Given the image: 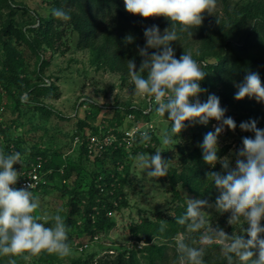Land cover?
<instances>
[{
  "label": "trees",
  "instance_id": "trees-1",
  "mask_svg": "<svg viewBox=\"0 0 264 264\" xmlns=\"http://www.w3.org/2000/svg\"><path fill=\"white\" fill-rule=\"evenodd\" d=\"M6 2L10 10L5 20L1 22L3 33L1 41L6 58L4 67L0 69V85L2 87L6 86L17 107L22 104H34L36 108L44 110L46 113H50L54 107L41 101L40 97L53 96L58 92L56 91L55 82L48 85L44 80L45 73L43 69L49 62L44 60L40 70L39 65H37L35 72L38 80L33 81L26 75L21 77L19 68L22 66L25 54L23 50L13 46L12 42L14 40L21 47L26 46L37 59H41L43 45L54 49L60 48L62 43L58 44L57 42L62 40L65 32V30H60V27L67 25L78 33V47L94 50L93 62L108 67L111 71L120 72L123 79H128L130 78L128 61L134 60L137 69H139L143 59L139 55L138 47L145 46L144 29L156 24H159L162 29L171 26V22L163 17L145 19L128 13L123 0H52V12L54 9L63 8L70 14L71 19L62 21L52 13L44 16L37 12L36 19L30 22H19L16 18L18 14L26 15L32 12L28 5L20 7L14 6L10 0H6ZM221 2L222 10L220 12L217 11L212 15L205 13L202 24L191 30L193 35L178 33L179 39L172 42L171 47L174 49L175 57L179 59L184 52L187 53L190 43H197L200 55L193 59L202 61L204 64L201 67L207 73L204 80L200 82V86L207 91L220 86L223 87L225 91L223 102H228L231 107L236 109L240 116L237 120L242 121L244 117L248 120H262L264 119V110L249 106L241 100L237 101L232 93L236 89L235 85L241 83L248 72L258 73L262 84H264V0H247L243 2L221 0ZM38 21L39 25L34 26ZM129 35L133 37V41L126 43L125 38ZM178 50L181 51L180 54ZM154 51L156 50L149 49V53ZM207 56L215 57L216 61H209L206 59ZM13 87L18 89V93ZM25 93H28L26 97L23 96ZM131 110L139 112L134 107ZM142 113L144 112L139 114ZM227 117H230V115L225 112V118ZM120 122L122 123L121 120L110 121L104 132L107 133V130H112L109 132L122 137L124 131L120 127ZM83 123L87 124L86 120H83ZM82 124L76 129L73 137L87 132L85 125ZM89 127L93 133L102 131L101 128L92 124ZM210 131H212V126L207 124L202 125L200 131L194 134L195 141L198 144L192 152H186L182 146L177 145L180 147L181 152V170L174 172L173 179L174 183L178 180L183 181L196 196L214 201L218 192L213 186L212 180L207 179L206 173L218 171L219 163L214 168L206 164L202 158V149L199 147L205 134ZM149 134L152 139L149 144L147 143V146L138 143L140 138L133 142V145L137 147L132 148L130 157L128 149L116 143L109 146L102 155L91 159L86 145H79L80 157L85 158V164L92 161L93 165H98V167L95 168L94 166V168L89 169L84 166L90 172L89 179L84 182L85 177L79 173L73 188L66 185L70 174L74 172L73 165L67 159L57 161L59 153L52 154L50 150L39 146L26 150L21 146L18 139L11 138L8 133L6 134L8 139L6 153L19 151L22 157L23 154H29L30 157L26 161L23 170L28 169L39 155L43 156L45 160L44 169L52 168L53 172L47 175L48 183L41 187L42 191L57 180L58 175H60L58 180L61 183L66 181L65 185L62 184L61 186L69 195L70 203L67 226L72 228L68 232V243L70 244L73 239V232L85 234L89 240L93 241L94 236L103 228L115 225V217L108 216L107 211L110 209L120 210L128 202L124 186L129 180L131 169L129 158H132L140 150L155 152L156 146H152V142L160 140L154 132ZM226 151L227 148L219 149L218 156L223 157ZM162 153L167 154L165 160L171 161L173 159L171 150H165ZM122 165L123 167L120 169ZM100 176H103L104 179L100 180ZM100 182L107 186L105 192H102L99 187ZM112 183L115 184L114 187H112ZM14 187L20 188L19 180ZM112 191L113 193H111ZM207 194H209V197L206 196ZM115 200L118 201V205L114 204ZM186 207L178 205V208H176L177 213L168 218L171 227L181 226L184 229V226L176 222V218L185 213ZM160 227L157 226V223H147V220H145L137 225L134 231L135 233L144 234L147 240L154 232L153 228H157V232L161 233ZM212 247L217 246L212 245ZM164 250V248L156 245H144L140 248H128L116 255L104 256L98 259H95L94 254L88 257H77L65 264H158L159 260L164 258ZM140 253H143L142 256L146 261H142ZM204 259L205 264H227L222 254L219 253L205 255ZM48 263L55 264L50 258H48Z\"/></svg>",
  "mask_w": 264,
  "mask_h": 264
},
{
  "label": "clouds",
  "instance_id": "clouds-1",
  "mask_svg": "<svg viewBox=\"0 0 264 264\" xmlns=\"http://www.w3.org/2000/svg\"><path fill=\"white\" fill-rule=\"evenodd\" d=\"M125 9L132 15L145 19L163 17L171 22L169 28L161 32L157 25L144 29L145 46L138 47L143 58L139 69L134 60L128 61L129 76L134 85L133 95L147 102L149 111L171 121V126L161 137L163 146L172 145L175 138L188 124L207 125L212 119L221 122L214 132L205 134L202 149L203 160L213 168L217 163L222 171L206 173L218 192L215 200L189 199L185 213L176 218L185 231L173 238L176 264H205L206 248L218 247L227 264H264V129L257 127L252 119L241 122L244 132L254 133V138L243 137L242 147L235 153V166H231L229 156H218V138L228 129L235 130L233 118H225L226 109L220 105L215 94H209L206 102L199 96L206 92L200 86L207 73L193 59L190 53L175 57L171 43L179 39L178 33H188L199 27L204 14L212 15L217 0H123ZM52 14L59 20L68 21L71 16L63 8L54 9ZM132 36L125 38L126 43ZM149 49L156 51L149 53ZM238 89L234 98H255L264 103V84L258 73L248 72L243 81L235 85ZM148 130L140 132L138 143L151 142ZM157 149L154 155L137 153L135 166L146 172L147 177L160 178L168 174V161ZM22 164L19 151L6 153L0 150V257H9L8 264H17V257L31 261L42 253L68 257L72 248L68 243V227L59 213L38 216L39 197L34 195L33 185L15 188L21 172L14 165ZM223 215L230 213L227 224L234 230L229 235L210 220L211 211ZM247 225V227H244ZM164 230L162 223L160 231ZM199 233L193 238V234ZM198 245V246H197ZM143 246V242H141Z\"/></svg>",
  "mask_w": 264,
  "mask_h": 264
},
{
  "label": "rangeland",
  "instance_id": "rangeland-1",
  "mask_svg": "<svg viewBox=\"0 0 264 264\" xmlns=\"http://www.w3.org/2000/svg\"><path fill=\"white\" fill-rule=\"evenodd\" d=\"M11 3L20 7L28 5L32 12L26 15L18 14L16 18L19 22H30L36 19V13L39 12L44 16L52 13V0H10ZM234 2L247 0H233ZM9 8L6 0H0V69L4 67L6 53L1 41V22L5 20L8 15ZM222 10L221 0H217L216 8L212 13ZM2 15V16H1ZM39 25V21L34 26ZM159 27V24H156ZM161 32L164 31L159 27ZM65 30L64 37L61 41L58 40L60 48H51L43 45V55L41 59H37L26 46L21 47L15 40L12 42L13 46L23 50L25 54L22 66L19 72L22 76H28L31 80H38L35 69L37 65L39 70L44 60L48 61L44 71V80L46 84L51 85L55 82L58 92L53 96L40 97L41 101L51 105L53 110L46 113L44 110L36 108L34 104H22L17 107L14 98L9 94L6 86L0 85V150L7 151L8 133L11 138H16L20 141L21 146L28 150L32 147L39 146L48 149L52 154L59 153L57 161L67 159L73 165L74 172L69 176L66 185L73 188L76 184L77 176L83 175L84 182L89 179V169L98 167L93 165L91 161L85 164V158L80 157L79 145H75V137L79 125L83 120L87 122L85 125L87 132L77 135L86 136L91 132L89 125L101 128V134L105 133L104 129L110 121H119L121 129L124 133L136 129H147L154 132L160 141L152 142L155 151L160 149L162 151L171 150L173 152V159L168 161V174L164 177L153 178L147 177L146 172L135 166L133 157L140 152L154 155L155 152L139 151L132 158L129 180L124 186V191L127 195V203L120 210H115V225L109 228H103L94 236L91 241L87 235L73 232V239L70 242L72 252L68 257L60 258L55 254L42 253L38 257H33L31 261L25 262L17 257V264H49L50 258L55 264H65L77 257H88L91 254L95 255V259L100 257L116 255L128 248H140L141 242L144 245H156L164 248V258L159 260L158 264H176V252L174 237L178 232L185 231L181 226L174 228L168 222V218L177 213L178 205L187 206V198L189 199H204L201 196H196L189 190V186L185 185L183 181L174 183V172L181 170V152L182 146L186 152H192L196 145L194 134L200 131L202 124L191 125L188 124L184 130L175 138V142L169 146L161 144L162 135L170 129L171 121L166 117H160L154 111H149L147 102L139 97L133 95L134 85L131 79H123L120 72L111 71L108 67L102 66L93 62L95 52L92 49H81L78 47L79 35L72 27L62 25L60 30ZM180 54L181 51L178 50ZM193 58L200 55L199 45L197 43H190L187 49ZM209 61H216L215 57L207 56ZM201 66L202 61H197ZM206 62V61H205ZM39 63V64H38ZM42 70V69H41ZM18 93V89L13 87ZM237 92V88L234 89ZM224 88L217 87L210 91L201 93L199 99L201 102H206L209 94H215L220 99V105L226 109L230 117L236 122V129L233 131L226 126L224 131L218 138L219 149L227 148L224 156H229L231 166H235L236 151L242 147L243 137L254 138V133L244 132L240 129L241 122L249 121L247 118H242V121L237 120L240 116L234 107L229 103L223 102ZM28 93L23 94L27 96ZM249 106L264 110V104L257 103L255 98H244L241 100ZM136 108L139 112L132 111ZM140 112H144L139 114ZM248 112V111H247ZM257 121V127L264 129V119H254ZM212 126L214 132L215 127L220 126L221 122L214 119L208 122ZM140 127V128H138ZM111 129V127H109ZM107 130V133H110ZM149 144V143H148ZM131 156L132 148L136 145H124ZM178 147V148H177ZM133 148V149H134ZM25 150V151H26ZM163 159H166L167 154L161 153ZM55 156V155H54ZM29 154H23L22 164L14 165V168L23 173V167L29 159ZM91 159H94L90 157ZM128 161V160H127ZM114 169V167H113ZM218 171H222L221 165H218ZM60 178V175H58ZM55 180L51 185H48L43 191L42 189L35 193L40 200V209L37 210V215L43 217L44 215H55L59 213L64 217L67 225V219L70 212L69 195L62 189L60 180ZM56 183V184H55ZM209 197V194L206 195ZM213 202V201H210ZM211 211L210 220L213 225H218L223 228L229 235L234 230L239 231L241 226L236 229L227 224L230 213L220 215L214 210ZM147 220V223H157V226L164 224V230L161 233L157 232V228H153L151 237L146 240L144 234L135 233L134 228ZM261 226H264V220L261 221ZM68 227V226H67ZM171 227V228H170ZM247 227V225H244ZM72 228V227H71ZM68 227V232L71 231ZM161 229V227H160ZM199 233L193 234V238L198 237ZM264 238V234H261ZM88 245L81 248L82 245ZM198 246V245H197ZM149 252L147 251V254ZM221 254L218 247H207L205 255ZM142 261L146 259L139 254ZM9 257H0V264H8Z\"/></svg>",
  "mask_w": 264,
  "mask_h": 264
},
{
  "label": "built area",
  "instance_id": "built-area-1",
  "mask_svg": "<svg viewBox=\"0 0 264 264\" xmlns=\"http://www.w3.org/2000/svg\"><path fill=\"white\" fill-rule=\"evenodd\" d=\"M140 128V127H138ZM147 129H134L132 131H127L124 133L122 137H119L118 135L114 133H87L86 136L84 135H77L75 137V145L85 144L87 149L89 150L90 157L95 158L98 155H102L104 152L107 151L109 146H112L114 144H118L119 146L124 145H132L133 142L140 138V132ZM147 146V144H145ZM44 158L42 155H39L37 157V160L34 161L31 166L24 170L22 173V177L19 178L20 182V188L26 187L28 184L33 185V192L34 195L36 192L41 190V187L48 183L47 175L53 172L52 168L44 169ZM123 165L120 167L122 169ZM63 171V170H62ZM100 180L104 179L103 176L99 177ZM115 184L112 183V187H114ZM99 187L101 188L102 192L106 191L107 186L103 184L102 182L99 183ZM113 193V191L111 192ZM115 205H118V201H114ZM115 210H108L107 215L108 216H114ZM88 244L85 243L81 246V248L86 247Z\"/></svg>",
  "mask_w": 264,
  "mask_h": 264
}]
</instances>
